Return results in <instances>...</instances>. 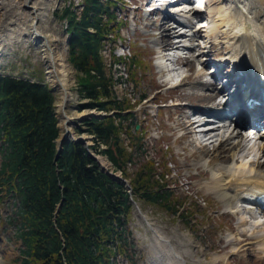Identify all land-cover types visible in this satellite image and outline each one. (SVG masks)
Instances as JSON below:
<instances>
[{
    "label": "trees",
    "instance_id": "obj_1",
    "mask_svg": "<svg viewBox=\"0 0 264 264\" xmlns=\"http://www.w3.org/2000/svg\"><path fill=\"white\" fill-rule=\"evenodd\" d=\"M116 7V0H84L80 17L72 6L56 16L69 23V61L76 71L79 110L106 113L85 118L75 131L94 137L90 149L123 172L132 193L105 173L81 142L67 143L56 158L62 133L56 96L46 84L0 76V196L16 208L10 222L23 243V264L133 262L131 197L143 209L151 206L182 220L192 214L175 199L154 159L137 160L145 152V128L139 131L137 124L128 123L135 106L127 97L117 99L110 88L101 50L119 28ZM141 64L137 55L131 59V67ZM132 78L136 81L133 72ZM129 164L136 166L132 173Z\"/></svg>",
    "mask_w": 264,
    "mask_h": 264
},
{
    "label": "rangeland",
    "instance_id": "obj_2",
    "mask_svg": "<svg viewBox=\"0 0 264 264\" xmlns=\"http://www.w3.org/2000/svg\"><path fill=\"white\" fill-rule=\"evenodd\" d=\"M72 1L75 6H78V3L83 0ZM231 1H223V8H228L230 3L235 5ZM69 2L70 0H50V8L46 19L40 22L36 21L35 25L37 24L43 33L53 39L54 48L60 51L62 59L66 61V65L70 69L71 76L68 86L73 98L69 105H66L64 111L72 118L70 121L81 124V119L91 112L88 110L80 112L77 109L80 102L76 92V71L68 59L67 41L69 35L65 32L66 22H61L55 17V11L58 8L65 7ZM127 2L129 8L126 10L129 17L137 23L136 32L130 33L128 29H123L122 37H124V40L119 39L116 42V48L119 54L124 53L126 57L133 58L137 55L142 64L141 68L138 67L133 70V74L137 75L135 79L138 86L135 82H132L134 80L131 78L132 81L129 80L124 85L117 84L116 91L120 97L127 96L133 102L139 100L142 95L148 96L134 110L137 120L143 122L148 128V135L145 139L147 153L142 154V157L144 159L155 158L161 164L159 170L169 173L168 181L175 190V199L186 201L183 204L185 209L195 212L192 216L193 225L189 227L187 222L192 219L190 214L185 215L187 216L185 220H180L162 210L147 206L143 212L147 216L148 222L160 228L162 236L169 239V241L171 240L175 250L182 252L185 256L187 264H264V253L259 251V245L254 238L248 241L253 243L246 246L243 244L241 249L242 245H232L226 249L221 248L225 243L234 242L236 238L244 239L243 235L247 232L254 236L263 235L264 226L255 228L253 224L257 220L255 215L251 220L249 214L227 208L220 196L213 191L210 183L213 170L219 166L234 168L237 160L239 162H263L264 158H262V154L257 148L246 157L251 145L258 141L250 135L243 134L244 136H250L252 139L249 143L245 142V149L240 148L236 151L234 164L220 160L211 162L212 158L219 155L223 150L215 151L214 149L215 146H218L219 141L229 137L233 138L236 133L231 134L230 129L227 131L225 128H214L209 130L208 135H206V142L203 146L207 147L209 151L203 154L200 144L198 146L194 136L188 133L193 127L187 126L186 123L193 119L201 120L200 126L202 127L213 125L211 122H206L209 119L206 113H201L202 115L199 113L190 120L187 117V114L192 110L191 108L207 111L211 107L214 108L216 104L215 102L194 99L195 95L214 93V89H207L199 83L200 75L205 70L203 67H198L197 61L182 59L177 61L178 67L174 72L165 73L156 55V46L163 31L162 27L159 28L158 25L172 28V32L176 30L167 20L161 21L158 19L157 23L154 24L153 17L149 18L141 10H138L141 6L140 3L135 6L130 3L134 2L133 0H127ZM244 2L245 0H239L243 7L245 6ZM256 8L259 20L264 22V6L261 7L257 3ZM32 25L33 21L28 22L29 32L33 31ZM171 34L173 40L176 33ZM201 38L204 39V37ZM228 50L227 47L226 51ZM107 51L110 55V51ZM182 61L183 63H181ZM168 64L174 66L173 64L176 63L171 61ZM126 66L128 69V65ZM46 69L47 65L43 51L41 47L34 43H23L14 46L9 44L0 48V73L27 78L35 74L48 81ZM123 76L127 78L128 74H123ZM180 79H184L183 83L176 87V81ZM56 98L60 126L62 135H64L65 127H63L64 120L61 114L62 101L57 92ZM180 106H183L182 110L177 111ZM68 127L72 137H78L75 133L76 126L69 123ZM139 129H141V124ZM182 135L184 137H180ZM202 136L200 135V137ZM80 137L85 139L88 145L93 144L90 136L82 135ZM177 137L179 139L175 140ZM230 142H233V139ZM164 162H168L166 166L163 165ZM10 201L9 198L2 200V196H0V259L3 258L5 264H23L20 259L22 243L17 236L16 227L10 222V217L15 210L12 204L13 201ZM139 218L137 212L134 211L131 229L134 232L133 236L138 251L136 255L145 258L141 264H173L170 259L171 254L165 247L166 245L155 238L154 232L148 224L141 225ZM243 219L251 220V222L242 226L241 221ZM256 223L258 224V221ZM246 247L249 250H244ZM120 264L128 263L120 261ZM176 264L180 263L177 261Z\"/></svg>",
    "mask_w": 264,
    "mask_h": 264
},
{
    "label": "bare ground",
    "instance_id": "obj_3",
    "mask_svg": "<svg viewBox=\"0 0 264 264\" xmlns=\"http://www.w3.org/2000/svg\"><path fill=\"white\" fill-rule=\"evenodd\" d=\"M213 5L208 6V9L214 11L213 20L208 25V22H204V24H200L199 27H209L202 32L205 33L206 38L211 41V44L216 43L215 46L218 49V52L221 50H226V48H231L229 53H234L233 55H228L227 59H232L233 61H238L237 66L245 73L248 79H252L253 82H259L260 79L264 80V22H261L255 12L256 3H258L261 7L264 6V0H245L246 5L244 9L245 12L242 11H234L233 5L229 4L228 8H223L222 3L225 0H213ZM229 1V0H228ZM237 0H232L231 2H236ZM207 2V0H206ZM239 2V0H238ZM201 5V2L200 4ZM207 5H205L206 8ZM50 8V0H0V48L5 45H20L23 43H34L41 47L44 55V59L46 61L48 76L55 86L56 91L59 94V97L62 101L61 106V114L64 120L63 127L67 126V119L72 118L64 111V106L69 105L71 102L73 95L69 89V81H70V69L66 65V61L62 59L61 53L59 50H56L53 46V39L48 37L40 27L35 25V22L45 20L48 14V10ZM181 8V7H180ZM180 8H172L171 11L176 12ZM248 10V12H247ZM190 14L185 13L184 15L179 13V19L182 21L184 18L189 17ZM176 16V15H175ZM183 18V19H181ZM33 21V31L29 32L28 22ZM159 28L162 27L161 37L159 39L158 44L161 45L165 51L163 53L165 56L175 55V52H166L167 47L172 45V40L170 37L172 36V28L165 27L163 25H158ZM190 32L189 29L180 30V32ZM196 32L195 38L199 33ZM190 35L183 36V39L187 41H192L189 38ZM196 39H194L195 41ZM208 40H204L203 42H199V44H204L206 47L208 45ZM197 41V40H196ZM199 48L197 51L202 49V53L207 52L201 46L198 45ZM186 57V56H185ZM159 63L162 65L167 64L169 60H166L163 56L158 57ZM200 60L199 57L196 58ZM196 60V61H197ZM204 60V59H203ZM174 63V62H173ZM200 65L205 66L204 63L199 61ZM177 69V68H176ZM175 68L173 70H176ZM174 72V71H173ZM248 75V76H247ZM253 76V77H251ZM245 79V77H243ZM241 85V83H240ZM211 87V86H209ZM245 90V89H243ZM242 94V92H241ZM242 97V96H241ZM218 98L217 93H202L199 95H195L194 99L205 100L207 102H215ZM183 106H180L177 111H181ZM190 126H193L195 123L188 121ZM194 129V127H193ZM198 137V136H197ZM195 138L198 146L200 144L201 150L203 154L209 151V149L203 146V141ZM204 137V136H203ZM206 138V137H204ZM233 139V142L230 140ZM251 138L244 137L241 132H236L233 138L221 139L218 143V146H215V151H219L223 149L219 155H216L212 158L211 162L216 160H220L222 162H230L235 163L236 151L240 148L245 149V142L250 141ZM257 143V144H256ZM251 145L249 148L246 157L251 154V152L257 148L258 151L261 152L262 158H264V142H256ZM224 152V153H223ZM103 166L109 169L110 164L105 158L100 159ZM247 161V160H246ZM210 162V163H211ZM234 168L232 167H217L213 170V175L211 177V188L213 191L220 196L223 203L227 206V208L237 209V205H243L241 201L245 196L249 194H261L264 193V161H247V162H237L234 164ZM258 192V193H257ZM252 197V196H251ZM141 225L149 224L150 229L154 232L155 238L160 242L164 243L169 252L171 262L173 264H187L185 256L182 252L175 250V246L172 245L171 240L166 239L162 236L161 230L158 227L151 225L148 220H144L141 217L139 218ZM249 223L247 219H243L241 221V225L245 226ZM255 228H258L260 225L256 222L253 223ZM263 226V225H261ZM245 238H236V240L232 243H225L221 248L226 249L232 245H242L240 247L251 244L253 242H248L251 239H256L257 244L259 245V251L264 253V233L263 235H249L248 232L243 235ZM239 249V250H240ZM244 250H249L246 247ZM240 252V251H239ZM0 259V264H5Z\"/></svg>",
    "mask_w": 264,
    "mask_h": 264
},
{
    "label": "water",
    "instance_id": "obj_4",
    "mask_svg": "<svg viewBox=\"0 0 264 264\" xmlns=\"http://www.w3.org/2000/svg\"><path fill=\"white\" fill-rule=\"evenodd\" d=\"M68 121H67V124H69V123H72V124H74V125H77L78 123H76V122H73V121H70V119L68 118L67 119ZM65 132H66V134L63 136V138L61 139V141H60V143H59V153H58V155H57V158H59V156H60V154H61V152H62V150H63V148H64V145L67 143V141L69 140V135H70V130L68 129V128H66L65 129ZM78 141H80V142H83V143H86V140L85 139H83V138H79L78 139ZM103 170L104 171H107V169L105 168V167H103ZM108 174H110L113 178H115V179H119V180H122V178L119 176V175H117V174H113L112 172H108ZM59 211V210H58Z\"/></svg>",
    "mask_w": 264,
    "mask_h": 264
}]
</instances>
